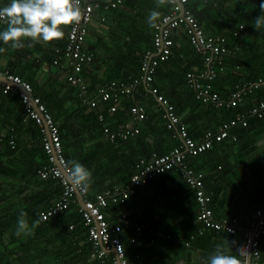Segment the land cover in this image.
<instances>
[{
  "label": "trees",
  "instance_id": "obj_1",
  "mask_svg": "<svg viewBox=\"0 0 264 264\" xmlns=\"http://www.w3.org/2000/svg\"><path fill=\"white\" fill-rule=\"evenodd\" d=\"M262 2L264 0H189L186 3V7L192 10L207 35L223 36L226 39L225 45L229 47V50L223 51L209 64V67L215 71V75L211 80L207 76H205L206 79H201L203 83L211 81L214 90L217 89L223 96L229 93L227 91L231 92L238 86L255 82L264 76V27L257 30L253 24L255 18L261 14L259 5ZM123 4L131 9L130 15L133 22L109 23L110 42L105 46L98 45L99 48L104 46L103 48L107 49L102 59L101 56L92 51L95 50V47L89 48L86 46L91 22L88 25V32L82 49L91 54V59L82 62L83 68L80 72L86 87L84 94L80 93L79 85H74L69 81L71 86L67 88L64 95L60 96L58 101L52 100V103L48 104L45 97L49 96L51 98V91L43 90L44 86L41 88V85L37 83V79L28 78V81L30 80L34 93L39 94L46 102L60 128L63 150L67 161L70 163L76 160L91 171L92 183L88 190V196L93 199L96 198L97 193L111 189L113 183L123 187L129 185L132 188L128 193V197L124 199L121 195L115 199L110 197L107 206L104 207L109 223L111 225L115 223L121 225V230L114 233L123 240L129 263L145 264L147 244L157 234V224L167 219L170 220L167 213L168 206H170L168 203L169 190L174 191L179 196L180 192H183L188 197L192 196L193 198L191 202H188L190 203L188 207H194L192 210L187 211L191 215H187L185 211L187 208L183 209L184 215H187L186 226L183 225V230L180 231H177V228L173 226L170 228L172 230H168L166 236L169 244L183 250L185 256L191 257V253L196 250V246L199 248L205 246L202 237L206 233L209 234V239H219L223 238L224 233L227 232L212 227H204L197 218L199 204L196 197V188L187 181L181 167L175 165L165 171L156 172L152 176H146L145 180L132 182L135 171L144 166L140 164V160L145 159L146 164L151 160L153 151L157 154L166 153L165 151L170 146L168 139L172 137L171 134L178 135L176 129L167 126L166 106L157 97L163 95L168 99V103L173 105L174 111L180 116L182 123L187 126L189 135L194 138L197 135L196 112L197 114L203 110L206 113L213 112L218 123H220V118L222 121L231 122L229 120H237L239 115H245L246 125L238 120V122L230 125L229 134L226 137L221 140H214L213 145L207 150L198 154L187 153L185 162L195 172L201 171L202 167H208L212 168L215 173H217L216 170L219 171L218 176H222L225 166L228 165L226 161L228 157L221 154V149H226L225 153H229L234 148L247 149L246 151H248L257 142V130L264 127V116L258 117L251 114L250 108L254 105L256 99L263 98L264 88L262 86L252 88L251 91L246 92L241 102L231 107H202L198 103L202 98L197 96L196 89L188 81L187 74L196 65L203 70L208 68V62L205 60L204 53L192 43L184 21L173 27L170 32L173 42L170 46L171 52L169 55L164 59H161L158 55L153 56L152 60L156 59L158 62L151 71L152 79L148 82L143 81L144 64L148 59V55L158 51L155 38L159 28H149L147 17L155 9L161 13L160 18H162L170 11L171 5L169 3L157 8L156 0H126ZM137 5H146V7ZM213 10H216L215 14ZM119 11L126 14L124 8L119 9ZM223 14L225 16L223 21L217 22L220 15ZM215 17L217 18L215 19ZM66 30V36L60 39L49 52V56L52 54L51 57H55L58 64L62 63V59L68 57L65 49L68 42L69 25ZM111 45H113L112 48H108ZM57 46L60 49L59 51L56 50ZM173 58L179 64L178 66L172 62ZM68 67L67 71L70 74L72 66L69 65ZM172 67L174 69H171ZM101 72L102 78L99 77ZM135 78L140 79L134 90L135 92L131 95L122 96L117 108L111 110L115 100L113 98L103 99L100 89L102 87L106 88L112 81H116L117 84L120 82L128 83ZM153 88H156L157 91L154 92ZM2 89L0 95L10 96L11 93L9 92L11 90L4 92ZM13 95L27 115L26 106L19 97L18 92ZM92 99H97L95 105H91L90 101ZM135 103L143 105L146 117L135 121L139 127L138 132L132 133L129 131L126 135H123L124 132L121 131H125V128L122 129V126L132 119L130 108ZM100 113L103 118L99 117ZM28 118L36 124L37 132H40L36 134L39 136L37 140L39 143H37L35 151L41 155L42 161L31 166V171L37 174L38 167L47 163L48 156L43 145V133L39 125L35 119L29 116ZM20 119H22V115H20ZM218 123L206 130L218 131L220 129ZM106 126L109 127L111 133L115 134L114 138L109 135L106 136L104 131ZM200 128L199 126L198 129ZM12 136L11 138L15 140V135L12 134ZM200 161H202L201 165ZM203 161L207 162L204 163ZM224 161H226V165L223 163ZM219 166L224 168H219ZM119 178L125 180L123 184L118 183ZM109 179L112 181L108 182ZM203 179L207 192L212 196L210 205L213 208L214 216L216 219H224V216L222 217L218 212V209L222 208L221 204L217 203L221 202L217 200L219 188L214 189L218 179L213 176L208 178L205 174ZM179 199L181 200V196ZM249 202L253 204L252 209L249 207V212L244 216L239 213L232 216L238 219V230L236 233H229L231 234L230 237H235L236 234L241 233L243 235L244 229L248 227L252 214L255 212L253 210L264 207V198L260 195L252 197ZM154 206L157 207L159 212L158 221H148V215L146 214L148 213V207L152 209ZM76 207L77 205L70 206L45 219L42 218L41 212L48 207L40 206L36 208L35 204L28 203L26 208L23 209L27 213L25 219L30 226L37 219L40 220V223L35 228L34 235L26 236L24 241L25 251L35 246V249L37 248L45 254V250L48 249V242H50L52 250L56 251L58 255H62V257L73 253V261L68 264H102L98 257L92 253L90 254L93 248L92 242L88 237L87 228L83 226V230L80 232L83 219ZM120 210H127L128 212L124 220L117 218ZM178 212L175 211V217H179ZM8 226L10 229L9 234L13 235L15 239L13 228L15 229L16 223H10ZM50 226H57L59 232L54 233L53 236L47 235ZM2 231L5 232V229L1 230L0 238L4 234ZM59 240H61L63 246L53 247V244L55 245V242ZM241 242H239V247L234 255L242 261V255L240 254ZM65 243H73V245L64 247ZM260 249L264 257V234L260 238ZM7 253L5 251V255ZM106 259V264H114L112 252L108 254ZM23 262L24 260H22ZM3 264H9V262ZM185 264H196V262H191L188 259ZM204 264H209V259Z\"/></svg>",
  "mask_w": 264,
  "mask_h": 264
},
{
  "label": "crops",
  "instance_id": "obj_2",
  "mask_svg": "<svg viewBox=\"0 0 264 264\" xmlns=\"http://www.w3.org/2000/svg\"><path fill=\"white\" fill-rule=\"evenodd\" d=\"M125 1L126 0H95L86 46L89 48L95 47V50H91L94 51L96 55L101 56V59L104 58L107 51V49L103 47L109 43L111 39L109 23L115 22L118 24V22H133L132 16L130 15L131 9L123 4ZM8 3H10V0H0V7L6 6ZM137 6L146 7V5ZM122 8L125 9L126 14H123V11H119V9ZM213 12L215 14L216 10H213ZM224 17V14L220 15V19H218L217 22H222ZM216 18L217 17H215V19ZM4 27H6V25L0 22V31H2ZM62 28L64 36H66L67 26H62ZM23 42L25 43L24 48L12 50L8 45L0 41V47L5 48V51L0 53V70L19 74L26 80H28V78L37 79V83L41 85V88L44 86L43 90L51 91L52 93V99L49 96L45 97L48 100V104L52 103V100L58 101L60 96L64 95L67 88L71 86L67 78V70L69 68L67 58L64 60L62 59V63L58 64V61L55 62V57H51L52 54L49 56L52 47L54 45L56 46L59 40L47 43L40 41L35 43L32 47H27V44L31 43L29 38H24ZM99 44L104 46L99 48ZM113 45L108 48H112ZM57 49L58 46L56 47V50ZM172 62L175 63L176 66L179 65L174 58ZM171 69H174V67ZM202 70L203 69L198 65L190 69V71L194 72H201ZM99 75V77L102 78V72ZM204 78L206 79V77ZM210 82L211 81H209V83ZM211 85H213L212 82ZM2 88L3 86L0 83V90ZM228 92L230 91H227V93ZM9 93H11L9 94L10 96L0 95V234L1 230L5 229V232L2 231L4 232V234H2L3 237L0 238V264L8 262L9 264H39L40 262L41 264H68L73 261V253L66 254L62 257V255H58L56 251L52 250L50 242H48L49 245L48 249L45 250V254L42 253V251L40 252L39 249H35V246L25 251L24 241L26 236L22 235L18 237L15 235L14 239L13 235L9 234L10 229L8 225H10V223H16L17 226V222L15 221L18 219L19 211L25 209L28 203L35 204L36 208L40 206L49 207L61 194V185L57 179L41 178L38 173L35 174L31 171L32 164L41 163L42 161L41 155L35 151L37 143H39L37 141L39 136L36 134L40 132H37L38 128L36 124L28 118L23 108H21L20 103L15 100L13 94H16L17 91L11 90ZM258 100L259 99H256L255 103ZM198 103L202 107H216L203 99H200ZM20 115H22V119H20ZM216 119L213 112L206 113L204 110L199 114L196 112V139H200L206 129L214 127V125L218 123ZM221 121L222 119L220 118V123H218L219 128L224 122H228L226 120ZM131 123L132 119L126 122V124ZM199 126L201 127L200 129H198ZM203 128L204 130L201 131ZM257 132V142L248 151H246L247 149L234 148L232 151H229V153H225L226 149L220 150L221 154H224V157H228V159H226L228 165H226V161L223 162L226 166L224 165L225 170L222 176H218L220 173H218L219 171L217 170V173H215L212 168L202 167L201 171L208 178L209 176H213L215 179H218L214 189L219 188L217 200L221 202L217 203L221 204L222 208L218 209V212L222 217L224 216V218L230 219L232 216L238 215V213L244 216V214L250 211L249 207L251 209L253 208V204L249 202L252 197L260 195V197L264 198V127H260ZM12 134L15 135V140L11 138ZM171 136L172 137L168 139L170 146L165 152H168L176 145L180 146L182 144V138H180V136L176 134H171ZM203 162L206 163L207 161ZM199 163L201 165L202 161ZM219 168L224 167L219 166ZM122 179L119 178L118 183L123 184L125 180ZM110 181L112 180L109 179L108 182ZM172 182L176 184L173 180ZM112 185L113 187L116 186L114 183ZM168 194L170 197L168 199L170 206H168L167 213L169 214L170 220L167 219L157 224V234L154 236V239L150 240L147 244L148 249L146 250L144 259L145 264H185L188 259L191 262H196V264H204L208 262V258L214 253L215 247L218 244L225 249V254L234 255L243 236L241 232V234H236L237 236L235 237H230L231 234L227 232L224 233L225 235L223 238L219 239H209V234L206 233V235L202 237L204 240L203 245L205 246L203 248L196 246V250L192 251L191 257L185 256L183 250L169 244L166 240L168 230H172L170 228L173 226L177 228V231L183 230V225L186 226L187 224V215H191V213L188 214L187 211L192 210L194 207H188L190 205L188 202H191V199H193L192 196L188 197L185 193L180 192V200V196L175 194L174 191L169 190ZM185 208H187L185 210L187 212L186 216L183 212ZM256 209L257 208L253 211ZM175 211H179V217L174 216L176 214ZM119 213L117 218L119 217V220H124L128 212L127 210H120ZM146 214L148 215V221H158L159 212L156 206L152 209L148 207V213ZM15 230L16 227L15 229L13 228L14 232ZM82 230L83 226L81 225L80 232ZM34 232H36L35 229ZM57 232H59L57 226H50L47 235L53 236L54 233ZM57 245L63 246L61 240L55 242L53 247ZM68 245L71 246L73 243H65L64 247ZM5 251L8 252L6 255ZM46 251H48V253H46ZM92 251L93 248L90 254ZM22 260H24L23 263Z\"/></svg>",
  "mask_w": 264,
  "mask_h": 264
},
{
  "label": "built area",
  "instance_id": "obj_3",
  "mask_svg": "<svg viewBox=\"0 0 264 264\" xmlns=\"http://www.w3.org/2000/svg\"><path fill=\"white\" fill-rule=\"evenodd\" d=\"M120 1V0H118ZM189 0H175L171 5V9L158 21L159 31L155 38L157 46L156 52L148 55L145 63V73L143 81L148 82L152 79L151 71L154 65L158 62L156 59L152 60L153 56L158 55L161 59L166 58L171 52L170 46L172 45V38L170 32L173 27L177 26L180 22L184 21L187 25V30L193 44L205 55V60L208 62V68L196 73L189 71L188 81L196 89L197 96L210 102L213 106H234L238 104L252 88L262 86L264 88V76L260 77L255 82L245 83L238 86L227 95H221L217 90L212 88L211 83L202 82L205 76L211 79L215 75V71L209 67L210 62L223 51L229 50L225 45V37L207 35L198 19L192 10L186 7ZM116 3V2H115ZM114 3V5H115ZM182 4L185 5L181 13ZM95 0H80L81 20L77 24L69 25L68 42L66 46L67 61L72 66V71L68 74V80L80 86V93L86 92L85 84L83 83L80 74L84 60H90L91 54L82 49L84 40L88 32V25L92 20L94 11ZM3 23V22H2ZM60 50L59 48L57 49ZM58 60L55 59V62ZM140 82L139 78L125 83L112 81L106 88L100 89L103 99L113 98L115 103L111 106V110L117 108V104L121 101L122 96L131 95L134 93L137 83ZM0 83L3 86L4 92L16 90L19 97L26 106L27 115L37 122L43 133V145L46 150L48 159L47 163L38 167L37 173L41 178L52 177L57 179L61 185V194L55 202L48 208L42 210V218H49L57 214L60 210L66 209L70 206L77 205V209L81 213L83 225L88 230V237L92 242V254L98 257L102 264H106V258L109 253H113L114 264H130L129 257L123 240L114 232L121 230L119 223L110 224L106 217L104 207L107 206L110 197L113 199L121 195L122 199L128 197V193L132 188L127 185L126 187L116 185L105 192L96 194V198L88 196V191L83 192L71 183L68 176V171L71 164L67 161L64 154L60 128L54 119L52 112L49 110L46 102L39 94L33 92L31 82L20 76L19 74L11 73L8 71L0 70ZM156 92L157 89L153 88ZM158 100L166 106V122L167 126L176 129V133L182 138V144L171 148L168 152L163 154L152 153L151 160L145 164V159L140 160V164L144 165L137 170L132 176V182L145 180L146 176H152L156 172L165 171L175 165L181 167L187 181L196 188V197L198 200L197 218L202 222L204 227H212L215 229L225 230L228 233H236L238 230V219L232 217L230 219H216L214 216L213 208L210 205L212 200L211 194L206 190L204 183V173L202 171L195 172L194 169L189 168L185 159L187 153L198 154L210 148L214 140H221L229 134V127L236 122H242L246 125L247 120L245 115H239L237 120L231 122H224L220 129L216 132L206 130L200 139H196L189 135L187 126L182 123L179 115L174 111L173 105L168 103V99L163 95H158ZM97 99L90 101L91 105H95ZM132 123L122 126L125 128L123 135L129 131L136 133L139 127L135 121L142 120L146 117L145 109L142 104L135 103L131 106ZM250 113L258 117L264 116V97L259 99L251 108ZM100 118L103 115L99 114ZM104 131L111 138L115 134L111 133L109 127L106 126ZM79 194L82 196L80 197ZM122 220V219H120ZM264 234V207L257 208L252 214V219L248 227L243 231L241 242V255L242 262L245 264H264V257L260 249V238Z\"/></svg>",
  "mask_w": 264,
  "mask_h": 264
},
{
  "label": "clouds",
  "instance_id": "obj_4",
  "mask_svg": "<svg viewBox=\"0 0 264 264\" xmlns=\"http://www.w3.org/2000/svg\"><path fill=\"white\" fill-rule=\"evenodd\" d=\"M175 3V0H156V7ZM261 14L254 20V27L260 30L264 27V2L259 5ZM161 13L152 10L147 17L149 28H157ZM81 20L80 0H10L6 6L0 7V22L6 27L0 31V41L12 50L25 47L24 38H29L31 43L43 41L45 43L60 40L64 37L62 26L79 23ZM5 48L0 47V53ZM71 168L68 176L72 184L83 192H87L92 183V173L80 162H70ZM27 213L19 212L15 235L31 236L38 227L40 220L34 221L31 226L25 219ZM209 264H245L235 255L225 254L221 245H216L214 253L208 258Z\"/></svg>",
  "mask_w": 264,
  "mask_h": 264
},
{
  "label": "water",
  "instance_id": "obj_5",
  "mask_svg": "<svg viewBox=\"0 0 264 264\" xmlns=\"http://www.w3.org/2000/svg\"><path fill=\"white\" fill-rule=\"evenodd\" d=\"M181 7H182V9H181V13H180V14H182V11L184 10V7H185V5H184V4H182V6H181ZM144 81H145V79H144ZM79 196H80V197H82L80 194H79Z\"/></svg>",
  "mask_w": 264,
  "mask_h": 264
},
{
  "label": "bare ground",
  "instance_id": "obj_6",
  "mask_svg": "<svg viewBox=\"0 0 264 264\" xmlns=\"http://www.w3.org/2000/svg\"><path fill=\"white\" fill-rule=\"evenodd\" d=\"M133 10V9H132ZM138 16V15H137ZM83 47V46H82ZM87 48V47H86ZM94 50V49H93ZM145 65V64H144ZM150 87V86H149ZM128 136V135H127Z\"/></svg>",
  "mask_w": 264,
  "mask_h": 264
}]
</instances>
